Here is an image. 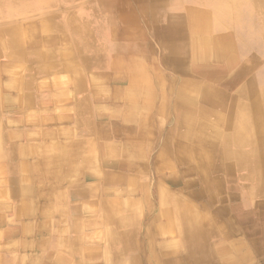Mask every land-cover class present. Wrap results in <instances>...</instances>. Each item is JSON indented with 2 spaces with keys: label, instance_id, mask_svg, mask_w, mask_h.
Wrapping results in <instances>:
<instances>
[{
  "label": "crops",
  "instance_id": "crops-1",
  "mask_svg": "<svg viewBox=\"0 0 264 264\" xmlns=\"http://www.w3.org/2000/svg\"><path fill=\"white\" fill-rule=\"evenodd\" d=\"M250 1L264 8V0ZM23 2L3 22L0 16V264H249L263 257V131L248 135L253 177L235 159L226 128L197 150L204 160L175 164L172 155L174 142L185 140L190 150L193 135L183 140L177 124L203 114L205 97L192 83H234L231 100L246 108L238 91L261 61L219 35L203 0H39L34 10ZM258 101L264 118V95ZM244 113L251 119L254 112ZM124 134L136 139L127 143ZM103 143L136 148L146 172L105 158ZM163 150L172 180L155 168Z\"/></svg>",
  "mask_w": 264,
  "mask_h": 264
},
{
  "label": "bare ground",
  "instance_id": "bare-ground-1",
  "mask_svg": "<svg viewBox=\"0 0 264 264\" xmlns=\"http://www.w3.org/2000/svg\"><path fill=\"white\" fill-rule=\"evenodd\" d=\"M5 1L10 2V0H5ZM19 1H22L19 3V7L23 6L24 0H19ZM25 1H26L25 4L27 6V0ZM203 1L208 7H210L213 10L214 19L217 22L216 31L219 33V35L224 39L231 38V37L235 38L237 40V45L239 46V49L241 50L240 53L249 58L259 59L261 61L260 68L258 69L256 74L245 84V87L243 88V90L238 91V94H240L241 97L247 98L249 102L248 107L246 108L245 106L247 105H244L241 103H237V104L233 103L231 99L234 98V95L232 93L226 94L225 89L231 90V86H233L234 83H224L223 87L219 89L213 88V87H208L207 89L205 88L203 89L201 87H198L195 83H192V90H194V92L198 90V92H196L195 95L196 96L200 95V97L201 95H203V98L205 97L204 103L200 105L201 109L203 110V114L199 117L195 115L196 121L191 120V118H187L186 120H183V122L181 121L180 124H177V130H179L182 133L180 137H182L183 140L193 134L190 140L191 146H190V150L188 149L184 150L185 140L181 143L174 142L173 146L175 148V152L174 151L173 152L171 151V152H172L175 164L176 162L178 164H185V163H190V162L195 163V162L204 160L205 156H203V153L198 152L197 150H200L201 147L203 148L207 147L205 143L207 144V142L210 141L211 139H216L217 137L215 136L219 134L218 132L219 129L226 128L227 130H229L228 133L226 132V138L232 139L234 137L235 140L233 141H235V144H237L235 159L238 162H242V161L246 162V167H243V168H246L249 177L251 176L253 177L254 170H253L252 164L250 165V163H252L253 162L252 160L255 159L254 155L256 154V152L255 150H253L255 140L252 138L249 139L248 135L254 132L261 133L263 131L264 133V118L263 116H261V111H260L261 105L258 101V97L264 95V8H261V9L259 8L260 10L256 11V9H253L252 7V6H255L254 2L250 0H203ZM199 2H201V0H199ZM259 3L261 2L260 1L257 2L256 5H258ZM5 5L6 3H0L1 8ZM15 5L18 6V3L16 2ZM36 6H39V5H36ZM80 14H84V13L80 12ZM53 31L58 33V29L56 27H53V30L52 28H49L48 36L50 38L52 36L51 33H53ZM148 36H149V33H148ZM55 38H57V36H55ZM256 87L258 90L256 89ZM204 91L205 92L207 91L206 96L204 95ZM255 94H256L257 99L254 98ZM180 96H181V93L178 90L177 97L180 98ZM216 97H219V98L216 99ZM178 100L176 102V105L178 106V108L184 107V104ZM226 101L228 102L226 103ZM184 103L186 104L187 102L185 101ZM250 108L252 109L254 113L252 114L251 119L249 118L245 119L244 112L246 111V109L247 111H249ZM235 110H237L238 113L236 112L233 113ZM182 111L188 112L186 110H182ZM232 114H235L233 120H231V117H233ZM186 115L188 114H185L184 116ZM245 129L247 130L245 131ZM199 130L200 131L202 130V131L199 132ZM135 139H136L135 137H132L129 134H124V140H126L127 143H130L131 141ZM251 141L253 143L251 147L252 150L250 149L247 152H243L242 150H244L245 147H248V144ZM133 148L134 147L129 148V149H133ZM129 149L128 151H121V150L115 151V150L110 149L108 143H103L100 145V147H98V151L106 152L105 158L112 159L113 161H117L119 166L121 168L124 167L125 169H127L128 172L130 173L132 172L143 173L144 172L145 173L146 172L145 162L139 156L140 153L137 152L136 148H134L133 150H129ZM218 153L219 152L216 153V156L218 155ZM168 155L170 156L169 151L166 152L165 150H163V151L158 152L157 157H155L154 163L156 165L155 167L157 169L156 171L163 172L164 170L165 171L168 170V172H170L168 177L169 179L172 180L174 179V177L176 178V176L171 172L172 171L171 169L165 168L169 164V161L167 159ZM190 157H193V158L191 160L188 159L189 161L186 159H183V158H190ZM213 164H214L215 172L222 170L220 163H219V158L214 157ZM193 170L194 171L198 170L200 172L199 168H194ZM172 183H174V181ZM137 188H138V185H137ZM132 191H133V188H132ZM153 207L155 206L153 205ZM192 212H194V210H192ZM211 250L213 251V253L210 251V255L212 257H216L217 256L215 254L216 250L215 249H211ZM87 260H88V257H87ZM154 263L158 264L155 261ZM161 264H166V263H161ZM182 264H185V263H182ZM223 264H232V262L229 261L228 259H224Z\"/></svg>",
  "mask_w": 264,
  "mask_h": 264
},
{
  "label": "rangeland",
  "instance_id": "rangeland-1",
  "mask_svg": "<svg viewBox=\"0 0 264 264\" xmlns=\"http://www.w3.org/2000/svg\"><path fill=\"white\" fill-rule=\"evenodd\" d=\"M38 1L39 0H27V7L28 8H31V10L32 9L33 10L34 9H37L38 6H36V5H39L40 6V2H38ZM16 2L18 3V6L15 5ZM0 3H6L5 6H3L2 8L0 7V16H1L2 22L5 20L4 18L7 17L10 14L11 11H14L16 8H19V0H10V2H6L5 0H0ZM7 6L9 8H11V9H9ZM3 8H5V9H3ZM4 27H7V26L2 23L1 24V28L3 29ZM225 91H226V94H230V93H228L230 91V89L228 91H227V89H225ZM192 158L193 157L183 158V159H186V160L189 159V160H191ZM123 169L127 171V169H125L124 167H123ZM243 184H246V183H243ZM166 264H168V263H166ZM206 264H210V263H206ZM249 264H264V256L263 257H257L255 261H253V262L251 261V263H249Z\"/></svg>",
  "mask_w": 264,
  "mask_h": 264
}]
</instances>
